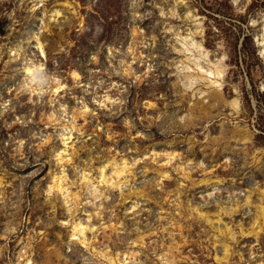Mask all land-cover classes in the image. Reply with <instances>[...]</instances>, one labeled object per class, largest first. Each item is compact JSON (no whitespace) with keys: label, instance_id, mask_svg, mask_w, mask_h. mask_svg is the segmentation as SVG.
Instances as JSON below:
<instances>
[{"label":"rangeland","instance_id":"rangeland-1","mask_svg":"<svg viewBox=\"0 0 264 264\" xmlns=\"http://www.w3.org/2000/svg\"><path fill=\"white\" fill-rule=\"evenodd\" d=\"M263 53L264 0H0V264H264Z\"/></svg>","mask_w":264,"mask_h":264},{"label":"bare ground","instance_id":"bare-ground-1","mask_svg":"<svg viewBox=\"0 0 264 264\" xmlns=\"http://www.w3.org/2000/svg\"><path fill=\"white\" fill-rule=\"evenodd\" d=\"M263 54H264V53H263ZM205 71H206L207 74H209V75H212V73H213L211 70H208V71L205 70ZM217 74L221 76V70H220V69L217 70ZM213 82H215V81H213ZM232 104H233V105H236V104H237L236 100H232ZM79 230H81V229H79L78 226H74V227H73V235H74V233H75L76 231H79Z\"/></svg>","mask_w":264,"mask_h":264}]
</instances>
